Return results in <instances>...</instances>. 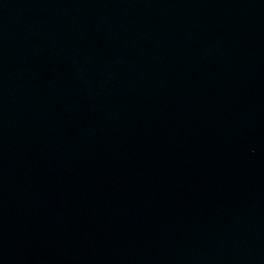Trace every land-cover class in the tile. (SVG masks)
<instances>
[{
	"label": "water",
	"instance_id": "95a60500",
	"mask_svg": "<svg viewBox=\"0 0 264 264\" xmlns=\"http://www.w3.org/2000/svg\"><path fill=\"white\" fill-rule=\"evenodd\" d=\"M0 264H264V0H0Z\"/></svg>",
	"mask_w": 264,
	"mask_h": 264
}]
</instances>
